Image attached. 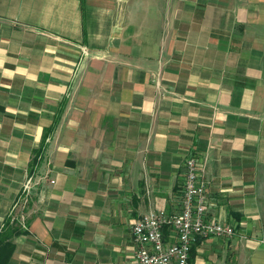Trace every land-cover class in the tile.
Returning a JSON list of instances; mask_svg holds the SVG:
<instances>
[{"label": "crops", "instance_id": "obj_1", "mask_svg": "<svg viewBox=\"0 0 264 264\" xmlns=\"http://www.w3.org/2000/svg\"><path fill=\"white\" fill-rule=\"evenodd\" d=\"M190 156L235 231L191 262L264 264V0H0L6 264H137L131 224L180 211Z\"/></svg>", "mask_w": 264, "mask_h": 264}, {"label": "built area", "instance_id": "obj_2", "mask_svg": "<svg viewBox=\"0 0 264 264\" xmlns=\"http://www.w3.org/2000/svg\"><path fill=\"white\" fill-rule=\"evenodd\" d=\"M35 180L27 177L16 197L11 213H16L22 230H27L25 211ZM209 199L204 179V167L190 156L184 163L181 209L169 214L156 209L139 217L131 224L133 242L137 248V264H193L191 247L196 239L234 236L231 225L207 217ZM167 231L168 240L164 233Z\"/></svg>", "mask_w": 264, "mask_h": 264}, {"label": "trees", "instance_id": "obj_3", "mask_svg": "<svg viewBox=\"0 0 264 264\" xmlns=\"http://www.w3.org/2000/svg\"><path fill=\"white\" fill-rule=\"evenodd\" d=\"M46 137V135H45ZM43 141H44V138H43ZM37 157V156H36ZM35 157V158H36ZM21 230L19 229V227H17V225L13 224V225H7L5 227V229H3L0 233V264H6V261H7V257L2 260V254L3 252L5 251L6 247L5 244H4V240L8 239L9 237L11 236H15V235H18V234H21ZM166 232V231H165ZM10 253V252H9Z\"/></svg>", "mask_w": 264, "mask_h": 264}]
</instances>
